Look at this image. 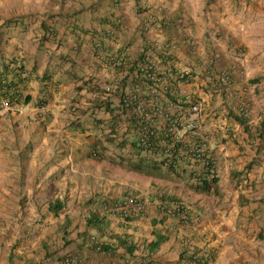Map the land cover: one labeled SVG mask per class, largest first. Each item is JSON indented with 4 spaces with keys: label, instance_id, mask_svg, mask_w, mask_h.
I'll return each mask as SVG.
<instances>
[{
    "label": "crops",
    "instance_id": "crops-1",
    "mask_svg": "<svg viewBox=\"0 0 264 264\" xmlns=\"http://www.w3.org/2000/svg\"><path fill=\"white\" fill-rule=\"evenodd\" d=\"M172 40L174 69L192 78L183 98L200 105L198 131L217 161L216 187L201 194L181 187L164 193L186 206L187 218L154 208L146 218L129 221L105 216L99 200H111L107 194L89 205L82 196L76 204L56 196L64 207L54 213L50 205L56 200L44 204L43 196L68 188L61 173L52 175L49 156L39 148L47 138L37 132L25 138L32 144L23 154L27 168L25 163L9 167L22 156L21 145L18 151H3L5 145L0 150V264H62L67 255L79 264H179L186 255L207 264H264V0H0V65L12 59L25 65L23 75L15 77V91L30 98L7 115L27 107L32 117L37 113V122H31L39 127L53 118V100L60 99L61 111L69 112L74 104L65 94L75 86L76 94L97 96L102 84H120L121 93L130 73L110 62L131 67L143 52L160 72H171L161 51ZM61 56L68 62L63 60L64 68L55 74ZM212 58L216 64L209 68ZM45 72L49 78L43 82ZM221 75L228 78V92L219 96L210 78ZM12 78L13 73L3 81ZM237 101L248 105L250 117L243 123L234 111ZM88 117L68 124L67 138L59 141L68 146L61 156L84 159L77 142L96 143L85 128H95L99 118ZM133 138L126 132L124 139ZM69 173L86 181L73 163ZM83 182L75 185L84 188ZM70 189H76L73 183ZM93 213L102 230L88 229ZM157 237L164 241L152 252ZM92 238L110 249L98 251Z\"/></svg>",
    "mask_w": 264,
    "mask_h": 264
},
{
    "label": "built area",
    "instance_id": "built-area-1",
    "mask_svg": "<svg viewBox=\"0 0 264 264\" xmlns=\"http://www.w3.org/2000/svg\"><path fill=\"white\" fill-rule=\"evenodd\" d=\"M193 45V43H191ZM176 41L172 40L162 48V61L171 72L162 73L149 55L143 52L144 63L130 73L129 85L121 93L120 84H108L104 93L108 97L117 96L118 107L124 113L125 130L133 132V142L142 156L151 161L161 163L165 168L173 167L181 176H188L187 181H200L201 178L213 179L217 175V161L210 145L199 133V122L202 111L200 105L186 96L185 88L191 84L190 72L174 69L172 52L176 49ZM215 59L208 61L213 68ZM228 78L211 77L216 93L219 96L228 92ZM1 111H10L12 107L1 105ZM0 111V114H1ZM235 113L243 120L250 117L248 105L237 101ZM192 177V178H191ZM100 212L105 216L117 217L125 221L135 218H146L150 209L159 214L187 218L188 210L183 203L169 206L158 199H149L139 195H131L122 199L99 200ZM92 242L100 251L102 244L94 238ZM198 256H187L179 264H199ZM62 264H79L76 257H66Z\"/></svg>",
    "mask_w": 264,
    "mask_h": 264
},
{
    "label": "rangeland",
    "instance_id": "rangeland-1",
    "mask_svg": "<svg viewBox=\"0 0 264 264\" xmlns=\"http://www.w3.org/2000/svg\"><path fill=\"white\" fill-rule=\"evenodd\" d=\"M107 85L108 84H102L97 96H94L91 92H78V94H76L75 91L77 86L70 91H66V96H64L67 99L70 97L71 102L74 104L71 109L69 108V112L66 111L67 108L61 111L59 107L61 102L60 99H57L60 97L57 95L56 99L59 101L53 100L51 108L48 107L51 109L50 114H53V118L50 120L47 118V121L41 123L39 127L32 124L33 121L37 122L35 119V116L36 118L38 116L37 113L32 117L27 113V107L20 108L17 111L15 110L13 116L7 115V110L4 112L2 111L0 114V119H4L0 125V137L5 138V140L0 139V150L3 145H5L3 151H18L20 150L18 147L20 145L22 146V156L18 155L16 161L12 160V164H10L9 167H14L18 163H25L27 168L28 156H23V154H27L30 151L32 144L28 142V140L25 141V138H33L37 135V132L47 138V143L43 146H39V148H43L42 152H46L49 156L47 165L54 171L52 175L61 173V178H63V176L65 177L63 183L67 185L68 189L61 191L58 189L52 190L50 195L47 194L43 196L42 201L44 204L56 200V196L62 197V201L65 203L76 204V199L78 200V198L82 196V199H84L83 201H86L85 204L89 205L90 199L95 197L102 199L105 194L111 197V199L139 195L149 199L162 200V197H166L164 193L180 189V187L182 188L183 183L177 178H174L175 176L173 173L168 172L165 168H153L151 171L154 176H146L145 174H138L129 170L130 162L143 156L133 147L134 140H129L130 138L124 139L126 135V120L124 118V113L118 106H115L117 103L112 101L113 99L115 101L117 100L115 94L112 97L105 95L104 89ZM82 103H84V106ZM81 105L83 108H80ZM110 106L114 108H111L112 110L109 111ZM20 114L23 118L17 120L16 118L19 117ZM87 114H90V117H88L91 118L90 120H93L91 117L93 115L99 118L94 119V121L97 122L95 128H93L92 125H87L89 128L87 126V128H85L87 129L85 131H91L90 137L94 136L96 139H99V154L94 153V148L92 146L95 143L93 140L85 138L89 141L88 144L80 146L78 144L79 142H77L79 150L80 147H83L82 149L86 152L85 158H67L68 155L65 154L68 146L60 145V138L61 136L67 138L66 131L72 127L68 125L69 123L77 122L78 116ZM78 133L79 135L82 134L81 132ZM13 137L19 139L13 141ZM6 141H11L12 144L8 145ZM60 146L62 149H60ZM61 153L65 154L61 156ZM72 163L74 169L85 173L86 181L84 180V182H82L87 185L84 186V188H81L80 184L77 186L75 185L77 181L82 184V182L79 181L81 180L79 175H74L72 173L68 175L65 174V172L71 171ZM69 179H73L71 181H73V186L76 188L73 189L74 191L70 189L72 183L70 184ZM45 213L46 212H43V217H45ZM66 257H69V255Z\"/></svg>",
    "mask_w": 264,
    "mask_h": 264
},
{
    "label": "trees",
    "instance_id": "trees-1",
    "mask_svg": "<svg viewBox=\"0 0 264 264\" xmlns=\"http://www.w3.org/2000/svg\"><path fill=\"white\" fill-rule=\"evenodd\" d=\"M10 23H12V22L10 21ZM66 58H68V57L61 56V58L59 59V62L55 65V68L57 70L55 69L53 73L57 74L58 72H61V70L64 68V64L68 62L66 60ZM63 60L65 63H63ZM144 60H145L144 55H140L138 57L137 61L131 67H127V64H124V61L120 65L115 61L110 62V63L114 64L115 67L118 70H122V72L129 71V73H132L137 68L138 64L144 63ZM71 66H73V65H71ZM0 67L3 68V70L0 72V111L2 109L1 108L2 104H7L8 106L13 107V108L28 104L30 102V98L23 97L22 94L15 91L16 89H18L16 86L17 85L16 78L17 77L19 78L21 75H23L25 65H23L21 61L15 62V59H12L11 61H9V63H4V64L0 65ZM16 70L20 71V72L15 73L14 71H16ZM12 73H13V78L11 79V81L9 83H4L3 78L4 77L7 78ZM48 73L49 72L44 73V75L42 77L43 82L46 80L48 81V78H49ZM67 74H69V72ZM40 104L42 105L43 103H40ZM109 111H110V109H109ZM8 113H9V111H8ZM238 118H237L238 121L242 119L240 117H238ZM245 121L246 120H241L240 123H243ZM95 142L96 143L92 147L94 148V153L99 154L98 153L99 152L98 149H99V145H100L99 139H96ZM133 147L141 154L139 148L135 145L134 142H133ZM153 168L159 169V168H165V167L161 163L151 161L148 157H144V156L138 157V159L130 162V165H129V170H131L135 173H138V174H145L146 176H154L153 172L151 171ZM165 170L173 173V175L175 176L174 178H177L180 182L183 183L182 188L184 190L192 192L194 194H201L202 192L208 193L210 190L214 189L218 183L217 178H213L211 180L206 179V178H201L200 181H197V182L196 181H187L188 176H181L179 174V172L177 173L174 170L173 167L165 168ZM169 197H170V199L167 197L166 198L163 197L165 199H162V201H164L166 203H169L167 201H171V202H173V206L178 205L180 203V201L178 199H176L175 197H171V196H169ZM63 207H64L63 202L61 200L57 199L54 203H52L50 205V211H52L54 213H58L59 211H61L63 209ZM98 217H99V215L97 213H93L89 217V220L87 221L88 229L93 230L95 228L100 227V224H98ZM100 230H102L101 227H100ZM163 241H164V239L162 237H157L156 240L153 243H151V245H150L151 251L152 252L156 251ZM109 249H110V247H107L106 245L102 244L100 251H106L107 252ZM186 258H187V255L183 256L182 260L186 259ZM199 264H207V262H200Z\"/></svg>",
    "mask_w": 264,
    "mask_h": 264
}]
</instances>
